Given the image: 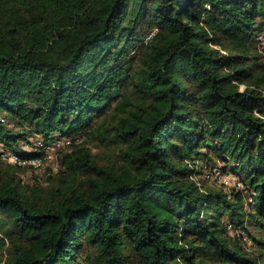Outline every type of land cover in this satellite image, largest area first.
<instances>
[{
	"label": "trees",
	"instance_id": "obj_1",
	"mask_svg": "<svg viewBox=\"0 0 264 264\" xmlns=\"http://www.w3.org/2000/svg\"><path fill=\"white\" fill-rule=\"evenodd\" d=\"M263 43L264 0H0V139L67 147L0 159V264H264Z\"/></svg>",
	"mask_w": 264,
	"mask_h": 264
},
{
	"label": "built area",
	"instance_id": "obj_2",
	"mask_svg": "<svg viewBox=\"0 0 264 264\" xmlns=\"http://www.w3.org/2000/svg\"><path fill=\"white\" fill-rule=\"evenodd\" d=\"M156 32H157V29H154L150 33V35L148 36V39L153 37L156 34ZM35 144H36V149H40L43 146V143L41 140H36ZM50 147L51 146L45 147L44 152H43L44 156L41 157V156L33 155L31 153L32 149H34L33 146H31L28 143H24V145H23L24 150H26L30 153L23 155V154H20L19 152L15 151L14 149H11L9 146H7L5 144V142L2 139H0V159L7 162V163L15 164V165H18L21 167H27L33 171L36 169L41 170L46 165L45 158L48 155V152H49L48 149ZM215 171H217L218 174L223 173L220 169H216ZM223 174H225V173H223ZM227 182H229V183L231 182L232 184H235L240 188H244L243 182L238 177L233 176L232 178L227 179Z\"/></svg>",
	"mask_w": 264,
	"mask_h": 264
},
{
	"label": "rangeland",
	"instance_id": "obj_3",
	"mask_svg": "<svg viewBox=\"0 0 264 264\" xmlns=\"http://www.w3.org/2000/svg\"><path fill=\"white\" fill-rule=\"evenodd\" d=\"M264 45V43H263ZM79 137V135H77ZM63 141H59L58 143H55L54 145H52L48 150V155L45 158L46 160V165L43 169H36V170H27V172L25 173L24 177L26 179L27 182H33L34 180L37 179H41L44 180L46 178V171L48 169V167H52V168H57L58 167V163L60 160V157L63 156L64 151L67 147L64 146V142ZM64 150V151H63ZM95 151H98V149H95ZM202 164V163H200ZM204 176L207 177L212 184H215L217 186H225V187H230L232 186L231 182H227V179L232 178L233 176L231 175H226V174H218L217 171H212L209 172L207 169H205V173Z\"/></svg>",
	"mask_w": 264,
	"mask_h": 264
}]
</instances>
